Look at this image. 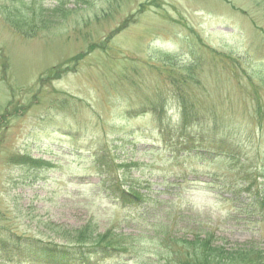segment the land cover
I'll return each mask as SVG.
<instances>
[{
    "label": "rangeland",
    "instance_id": "rangeland-1",
    "mask_svg": "<svg viewBox=\"0 0 264 264\" xmlns=\"http://www.w3.org/2000/svg\"><path fill=\"white\" fill-rule=\"evenodd\" d=\"M183 105L226 150L180 145ZM88 222L137 237L119 264L204 234L264 264V0H0V238L71 245Z\"/></svg>",
    "mask_w": 264,
    "mask_h": 264
},
{
    "label": "trees",
    "instance_id": "trees-1",
    "mask_svg": "<svg viewBox=\"0 0 264 264\" xmlns=\"http://www.w3.org/2000/svg\"><path fill=\"white\" fill-rule=\"evenodd\" d=\"M78 1L85 2L86 0ZM3 9H6V13L4 10L2 12L4 22L11 29H16L18 32L25 29L30 36H33L35 30L41 29L36 21H25V17L17 18L18 14L23 10L17 9L14 14H11L7 13L8 8L6 6ZM62 12L64 14L67 13L65 10ZM188 114L189 109L186 105H183L180 122L177 127L181 134L180 136L179 133L177 135L178 140L181 142L180 145L188 144L197 147L202 145L211 149L221 148L226 150L222 146L226 139L218 136L215 125L213 127L210 126L211 129H208L207 132L202 130L193 131L191 128L199 120L197 115L189 118ZM162 133L170 134V131L166 130L162 131ZM12 162L13 164H29V166L41 165L40 161L30 157H16L12 159ZM103 166L106 170L107 179L113 180L111 191L118 195L117 197L120 199L126 200L130 198L129 203L133 209L139 205L142 199H140L138 194L119 187L111 174L112 167L109 163L104 162ZM261 209L263 210V208ZM92 226L88 222L86 226L74 231L75 235L72 239L74 244L71 245L69 243L67 245L44 243L41 240L25 238L19 235L2 237L0 238V259L8 262L19 260L22 264H119L127 257L129 259L134 257L133 255L136 254L137 250L134 244L137 239L136 236L125 235L107 229L102 233L95 234ZM156 237L159 238L160 236ZM216 241H219L218 238L210 234L193 236L191 239L183 241L181 251L176 254L178 256L177 261L175 259L169 260V258L164 259V261L166 264H263L260 256L253 249L228 251L221 245H217ZM163 242H166V239L162 240L164 245L165 243ZM166 247L169 248L167 245Z\"/></svg>",
    "mask_w": 264,
    "mask_h": 264
}]
</instances>
